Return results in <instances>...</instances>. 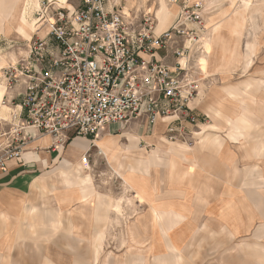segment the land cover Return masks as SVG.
I'll return each instance as SVG.
<instances>
[{
  "label": "crops",
  "instance_id": "0c3cea01",
  "mask_svg": "<svg viewBox=\"0 0 264 264\" xmlns=\"http://www.w3.org/2000/svg\"><path fill=\"white\" fill-rule=\"evenodd\" d=\"M38 1L39 6L44 0ZM8 2L6 20L0 23V49L2 42L24 38L16 30L22 0ZM68 3L77 6L79 0ZM251 5L258 6L251 3L247 14ZM238 6L224 9L227 19L210 34L208 72L215 74L220 84L206 87L203 95L189 103L196 122L184 123V140H168L167 123L160 119L150 128L140 120L107 126L97 135L98 141L95 138V146L109 155L114 166L120 167L121 157L130 158L129 169L122 174L133 202L125 232L142 254L126 259L127 264H264V32L246 38L245 43H256L252 61L246 66L244 49H239L237 39L241 35L242 41L247 17L241 22L231 17ZM35 8L33 2L28 3L24 14L27 21ZM171 19L156 33L165 30ZM228 27H235V34L228 33ZM219 52L223 54L220 63ZM238 62L244 64L238 66ZM235 73L241 74L238 80L231 77ZM21 91L22 87L16 86L5 91L2 98L15 96L17 103L20 98L16 95ZM1 106L5 109L0 108V116L9 118L10 107ZM211 107L221 108L222 114L215 116L209 112ZM28 130L33 139L21 161L11 160L0 171V264H23L34 248L25 243L31 241L32 234L44 249H52L44 256L49 264H56L54 251L61 250L54 243L56 221L59 232L68 235L63 250L70 248L72 234L86 233L89 218L96 224L95 197L76 209L75 204L83 200L77 189L71 190L73 199L67 200L62 196L57 200L51 190L54 177L50 172L62 158L82 165L87 160L91 170V161L100 155L90 138L71 137L59 146L53 144L50 135ZM135 142L137 148L130 147ZM140 161L143 169H130ZM111 206L118 210L117 204Z\"/></svg>",
  "mask_w": 264,
  "mask_h": 264
},
{
  "label": "built area",
  "instance_id": "2783aa9c",
  "mask_svg": "<svg viewBox=\"0 0 264 264\" xmlns=\"http://www.w3.org/2000/svg\"><path fill=\"white\" fill-rule=\"evenodd\" d=\"M125 0H79L64 6L44 0L27 55L1 69L9 118L0 116V171L21 161L30 130L50 135L54 145L71 137L95 138L107 126L157 120L167 123L168 140H184L185 122L194 123L189 102L200 78L194 59L203 52L209 0H168L179 5L165 30L156 33L152 11H123ZM44 29V34H40Z\"/></svg>",
  "mask_w": 264,
  "mask_h": 264
},
{
  "label": "rangeland",
  "instance_id": "374dc122",
  "mask_svg": "<svg viewBox=\"0 0 264 264\" xmlns=\"http://www.w3.org/2000/svg\"><path fill=\"white\" fill-rule=\"evenodd\" d=\"M8 1L11 2V0H2L1 2L0 23L6 20L4 9ZM65 1L62 2V4L70 7V4L68 2H72V0H68V2L67 0ZM126 1L127 0H125L124 2L127 3ZM136 1L137 4L129 10L130 13L135 12L139 15L142 11L149 9V11H153L154 14V9H157V7L160 6L159 0ZM242 1L243 0H209V3L211 5H214V11L213 13H211L210 17L207 18L206 22L208 32L202 39V44L205 48H203V52L194 59V63L197 64V67L195 65V68L198 71L196 77L200 78L199 91H197L196 97L203 95L206 87L209 88L212 85L214 86L220 84L217 76L213 73L209 74L208 70L205 68V62L209 53V47L205 45V43L209 40L210 34L213 31L214 27L227 19V17L224 16L225 13H223V10H231L232 7L240 5ZM251 2L252 4H258V6L255 7L254 5H251L248 11L247 19L245 20L242 29V41H239L241 35L237 39L239 49H244L242 55L246 59V66L251 63L252 55L254 54L256 47V43L254 41H246L245 43L246 38L250 37L251 35L257 34V32L258 34L264 32V0H251ZM38 3L39 1L37 0V8H35L36 11L39 8ZM176 11L178 12V10ZM36 14L37 13L35 12V14H33V16L31 17V20H28L26 24L27 26L25 28L26 35L24 38L21 37L20 39H9L7 43H1L0 60L3 59V61H6L2 68L9 63H15L18 58L21 57V55L19 56V51L17 50V48H21V50L25 51L22 56L27 55L26 52L28 51V41L31 38V34L33 33L36 26ZM173 15L175 14H172L170 16L172 17V19L166 26L169 27L177 14L174 18ZM155 22H157V20ZM13 54L15 56L17 55L18 57L14 62L11 58ZM254 60L255 57L253 59V62ZM237 64L238 66H242L244 63L241 64L238 62ZM1 74L2 71L0 70V81H3L2 83H4L5 85L4 79L1 77ZM240 76V73L231 75L233 80H238ZM205 82H207V84ZM1 107L2 106L0 104V108ZM2 108L5 109V107ZM209 112L213 113L215 116H220L222 114L221 108L211 107ZM203 121L205 120H202V122ZM205 127L206 126L201 125V129H205ZM117 137L110 138L115 139ZM96 141H98V139ZM119 141L121 140L119 139ZM134 144V146L130 147L137 148V142H135ZM93 149L95 150V153H97V148L94 147ZM99 155V158L96 157L93 162L91 161V170L89 165L87 164V160L86 165H82L79 161L76 163H71L62 158L59 164L50 172V175L54 177V186H52L51 190L57 200L62 199L61 196L66 200L68 199V197H70V199H73V196L70 195V192L71 190L77 189L81 193L83 200L75 204L76 209H80L79 207H84L86 204H83V201H86L91 196H93V198L95 197V202H93V204L94 207H96V214L93 218V222H96V224L91 223L92 218H89L88 227L85 228L86 233H82V235H80L79 233L72 234L70 248L67 250L63 249H66L64 244L67 245L68 243V235H64V233L59 232V223L58 220L56 221L54 227V230L56 231V233L54 234V243L57 247L61 248L60 251H54V256L56 255V264H127L126 259H133L135 254L139 255V258L140 254H142V251H140V249L136 250V246L132 244V241L129 240V238L127 237V233L125 232L126 222L129 215L128 209L129 206L133 204V202L130 200L127 188L123 185L124 181L122 178V174H124L129 169L128 160L130 158L121 157V162L119 164L120 167H118L114 166V163L113 161L111 162L109 155L106 156L102 153H99ZM137 163L138 164L136 166L130 165V169L134 171L135 169L137 170L138 167L142 169L144 168V164H142V161ZM112 204H117V207L115 208L118 210H115L111 206ZM111 208L113 209V211L108 212L107 210ZM61 230H63V227H61ZM35 238V234H32L29 238V240L31 241H25V243H31L32 245H34V248L37 249L33 248L30 251L31 254L28 257L24 258L23 264H49V262L46 260V255L51 254L53 252L52 249H49V251H47L46 249H44L43 245H39V243H42L39 242L40 240L37 241L39 238ZM44 254L46 255L44 256Z\"/></svg>",
  "mask_w": 264,
  "mask_h": 264
},
{
  "label": "bare ground",
  "instance_id": "6f19581e",
  "mask_svg": "<svg viewBox=\"0 0 264 264\" xmlns=\"http://www.w3.org/2000/svg\"><path fill=\"white\" fill-rule=\"evenodd\" d=\"M56 1L58 3H62L65 0H56ZM159 1H160V6H158L157 9H154L155 10V12H154L155 19L157 20L155 30L159 29L163 24L167 23V20L169 19V17L172 14H175V12L177 10L176 9V6H177L176 4L169 3L168 0L167 1H165V0H159ZM28 2H33L34 7H37V0H22V3L23 4H22V8L19 10V14H18V17H19L18 23L19 24L16 26V30L23 37H25V35H26L25 34V28H26V26H27L26 24L28 22L26 20L25 16H24V14L26 13V6H27V3ZM126 2L127 3L125 4V11H127V9H129V8L134 7L137 4V1L136 0H127ZM251 3H252L251 0H243L242 3L237 7V9L233 13H231V17H233L238 22L243 21L248 16L246 8ZM38 7L40 8V4H39ZM122 7H123V5H122ZM39 8H38V10H39ZM123 11H124V8H123ZM15 12H16V10H14L12 13H9L8 19L11 18L13 16V13H15ZM35 29H36V26L34 28V31H35ZM225 30H228V33H230V34H235V27H228ZM34 31H33V33H34ZM44 32H45L44 29H40V34H44ZM222 34H223V32H222ZM211 39H213V37H211ZM205 45L208 46V41H206ZM202 47H203V44H202ZM203 48H205V47H203ZM18 51H19L18 52L19 53V56L20 55L22 56V54L25 53V51L24 50H21V48L18 49ZM218 54H219L218 55L219 56L218 62L220 63L223 60V54L221 52H219ZM11 58L13 59V62H14L15 60H17L16 58H18V57H17V55L15 56L13 54L11 56ZM209 60H210V55L208 54L207 60L205 62L206 63V67L205 68L207 70H208ZM5 62L6 61L5 60L3 61V59L0 60V69L2 68V66L4 65ZM195 65L197 67V64H195ZM5 91H6V86L0 81V104H1V98L4 95ZM197 91H199V89H197ZM197 91H196V93H197ZM191 100H190V102H191Z\"/></svg>",
  "mask_w": 264,
  "mask_h": 264
}]
</instances>
